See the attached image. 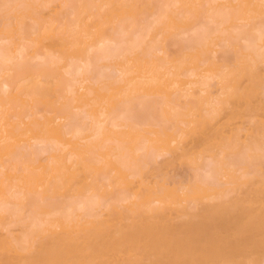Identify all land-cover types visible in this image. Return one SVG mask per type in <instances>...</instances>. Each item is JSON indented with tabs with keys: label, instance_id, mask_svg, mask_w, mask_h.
Here are the masks:
<instances>
[{
	"label": "bare ground",
	"instance_id": "bare-ground-1",
	"mask_svg": "<svg viewBox=\"0 0 264 264\" xmlns=\"http://www.w3.org/2000/svg\"><path fill=\"white\" fill-rule=\"evenodd\" d=\"M0 264H264V0H0Z\"/></svg>",
	"mask_w": 264,
	"mask_h": 264
}]
</instances>
